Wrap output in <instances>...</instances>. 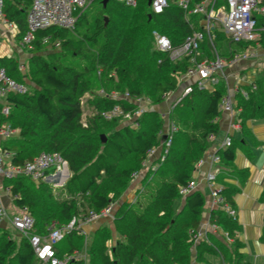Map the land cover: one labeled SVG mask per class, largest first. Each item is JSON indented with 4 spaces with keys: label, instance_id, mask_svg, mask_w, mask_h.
I'll return each instance as SVG.
<instances>
[{
    "label": "trees",
    "instance_id": "obj_1",
    "mask_svg": "<svg viewBox=\"0 0 264 264\" xmlns=\"http://www.w3.org/2000/svg\"><path fill=\"white\" fill-rule=\"evenodd\" d=\"M33 2L5 1L4 14L17 26L18 42L28 31L27 16ZM199 2L194 0L195 4ZM147 6L142 3L136 8L122 5L112 9L108 4L103 15L97 16L91 25L84 13L74 30L56 27L41 30L27 47L31 55L28 78L34 91L10 96L12 109L8 117L3 116L0 105V128L8 126L20 131L18 138L3 149L14 154V167H22L42 153H58L71 173L64 188L68 194L65 199H57L45 179L39 185L27 177L7 181L6 189H10L16 207L27 209L35 219L37 234L47 235L54 226L64 228L74 219L80 225L87 223L92 213L100 214L117 203L142 170L149 152L163 143L166 118L152 108L177 91L191 63L189 57L175 62L169 53L159 52L153 33L167 36L173 47L179 48L189 36L202 30V19L196 16L188 19L185 10L175 4L159 16L147 13ZM81 25L84 34L78 36ZM71 34L81 39L76 40L80 46L69 39ZM223 34L219 31L212 43L209 40L211 49L205 42L202 44L199 61L215 60L217 55L227 61L235 59L238 51L232 49L229 38L225 37L230 54L217 47L216 42ZM48 46L53 51L43 56ZM0 67L12 78L16 72L20 73L16 60L1 58ZM86 94L96 95L87 101L93 113L84 122ZM114 94L119 97L129 94L130 100H115ZM226 96L224 82L213 90L195 86L193 93L171 111V120L179 131L169 155L158 172L147 174L144 184L150 189L139 197L138 203L124 204L114 215L117 233L124 241H118L113 258L107 254L106 239L96 242L90 251V264H216L213 257L222 264H251L237 239L238 221L220 209L211 212L210 222L229 233L235 243L229 246L213 237L196 247L193 258L195 234L202 222L206 198L194 192L185 198L183 210H176L183 199L181 188L194 179L197 165L221 131L218 120ZM143 98L150 100L152 108L135 119L140 111L135 100ZM236 100L242 126L248 121L264 120V79L243 88ZM117 107L123 111V117L112 120L104 117ZM180 116L182 122L177 124L175 120ZM128 118L134 119L131 125H125ZM103 136L107 137L106 142ZM236 151L235 146L220 151L226 167L234 164ZM233 173L237 172L233 170L219 181L224 183ZM242 175L240 172L241 178ZM153 180L157 181L155 186L151 185ZM235 193L229 188L222 190L221 195L234 206ZM80 231L75 229L66 234L67 248H56L60 258L77 254L74 239L80 237ZM20 244L9 234H0V264H39L28 240L23 238ZM85 263L78 259L75 264Z\"/></svg>",
    "mask_w": 264,
    "mask_h": 264
},
{
    "label": "built area",
    "instance_id": "obj_2",
    "mask_svg": "<svg viewBox=\"0 0 264 264\" xmlns=\"http://www.w3.org/2000/svg\"><path fill=\"white\" fill-rule=\"evenodd\" d=\"M6 0H0V23L8 26L11 32L17 30L15 23L10 22L4 14ZM95 0H34L31 9L27 16L28 31L21 41V46H30L36 39V34L41 30H47L52 27L74 30L79 22L80 17L94 3ZM111 1V0H110ZM127 7L136 8L139 4L138 0H116ZM151 1V4H150ZM172 0H149V5L152 9V14L159 16L163 15L172 5ZM228 9L225 7L217 8L219 0H201L195 4L194 0H176L175 5L185 10L188 19L200 17L202 19V30L195 32L189 36L184 44L179 48H174L172 41L157 31L153 33L156 43V49L159 52L169 53L172 61L178 62L186 57L190 58L191 67L188 72L181 77L185 83L191 79H195L192 84L187 83L182 96L172 103L169 116L166 117L167 126L163 132V143L159 148L160 154L156 158V162L161 165L166 160L174 143L175 135L178 133V126L171 120V111L182 102L184 98L191 95L194 87L200 89L213 90L218 86L225 77V70L229 65H234L239 61H245L249 58V54L236 56L233 61H227L217 55L215 60L205 59L199 61L201 56L202 44L208 36L210 42H213L214 31L220 29L227 38L234 44H252L261 41V32H264V26L259 28L258 15L264 18V0H226ZM21 73V82L16 81L9 76L5 68L0 67V101L2 104L3 116L8 117L11 113L12 104L9 102V97L12 95H28L31 94L33 84L28 78V65L21 64L19 66ZM104 92L100 95L104 96ZM115 100H130L129 94L123 96L113 95ZM146 102V108H142ZM140 107V111L135 115V119L140 117L144 112L151 108L149 99L135 100ZM221 111L229 113L232 118L238 119L240 110L236 108L231 99L226 96L221 105ZM124 113L121 108L117 107L113 111L104 114L108 120L123 117ZM129 117V116H127ZM240 127V125H238ZM18 131L13 130L8 126L0 128V221H5L9 218L13 227L21 234L22 238L27 239L30 243L39 264H75L79 259V255L65 256L60 258L57 254V246L64 240L66 234L78 229L80 222L77 219L64 227L59 228L54 226L50 229L47 235L35 233L36 221L27 209H19L18 213L8 216L6 208L2 205V193L4 189L8 195H11L10 189L3 186L4 181H10L19 177H27L38 183L42 179H59L60 183L66 181L65 171L67 162L58 153H42L31 162H27L22 167L12 166L14 154L4 151L3 141L10 140L11 136ZM233 146V138L227 136L222 143L220 149L211 152L209 150L203 159L199 162L196 170L201 166L208 164L210 169L207 173L206 180L212 191L213 208L223 210L232 220L237 221V210L226 203L221 192L222 188L217 184L218 175L227 171V167L223 163L220 151L229 150ZM213 148V147H212ZM157 148L150 151L148 158L153 159ZM68 165V164H67ZM156 168H153L155 170ZM52 172L49 178L46 175ZM139 174H136L137 177ZM64 178L63 180H61ZM197 189V180L193 179L186 187H182L180 194L183 199L193 194ZM14 200V198H13ZM114 204L103 210L100 214L92 213L87 222H95L101 218L114 217ZM82 225V224H81ZM80 225V226H81ZM211 236H216L224 241L226 245L234 242L229 233L223 231L221 227L211 224L210 219L206 226L199 228L195 234V245L201 242H209Z\"/></svg>",
    "mask_w": 264,
    "mask_h": 264
},
{
    "label": "crops",
    "instance_id": "obj_3",
    "mask_svg": "<svg viewBox=\"0 0 264 264\" xmlns=\"http://www.w3.org/2000/svg\"><path fill=\"white\" fill-rule=\"evenodd\" d=\"M18 32V28L11 32L10 30H5L2 24H0V59L19 61V59L15 57L16 55H19V50L21 48V43H19L17 39ZM260 42H262V38L258 43L241 44L248 46L247 48L245 47L244 50L238 51L237 56L249 54V58L245 61L241 60L234 65H229L225 70L226 77H224L222 81L225 84L227 83V96L231 99L236 108L237 93L241 90L243 91V88L251 86L258 79V71L262 72L264 69V49L260 50ZM6 43L8 45H5ZM254 44L258 45L255 47ZM3 45L8 47L7 51H2L4 48ZM18 64L19 66H21V64L28 65L25 61L18 62ZM185 82L181 80L179 89L169 94L163 105L161 104L154 108L151 106L150 108H152L153 111L161 112L160 114L162 115L167 111L170 113V105L182 96L187 83L192 84L195 82V79H191L187 81V83ZM2 104L3 101H0V105ZM168 112L167 114H169ZM167 114L164 115L167 117ZM218 122L221 128L220 133H223L225 139L227 136L233 138L232 147L235 146L237 151L234 164L227 167V171L218 175L217 184L223 190H229V188L236 190L234 196L235 204L233 207L238 212L237 221L240 226V233L238 234L237 239L244 246L242 250L243 254L248 258V256H252V251L256 250L260 256H264V120L248 121L242 126L238 119L232 118L229 113L222 112ZM238 125H240V127H238ZM15 135H19L18 132ZM16 136L14 139H17ZM216 138L213 140V148L211 147L210 149L211 152L220 149L225 140L223 138L224 140L215 141ZM157 149L154 158L150 160V164L152 165L155 164L156 158L160 154L161 148ZM224 151L226 150L221 152ZM209 169V165L205 164L194 173V179L197 180V189L195 192H200L205 196L207 201L199 228H203L208 224L209 219H211V212L215 210L213 208L212 191L206 180ZM233 170L237 173H233L232 178H227L224 180V183L219 181L222 177L228 176L230 173L232 174ZM240 172L244 173L242 178ZM146 176L147 174L141 171V173L139 172V175L131 181L121 199L115 203V211L119 210V208L125 203L131 204L136 200L137 192L142 184H144L142 182H144ZM245 176L246 178H243ZM69 178H71V173ZM69 178L68 181L70 180ZM1 203L8 209V213L14 212L15 208L17 209L16 213H18L19 209L16 207L14 200H11L10 195H2ZM83 229L84 228L82 227L81 232ZM213 237L218 239L216 236H211V238ZM218 240L219 242L224 243V241L220 239ZM192 254L193 258H196L197 250H193ZM216 260L218 262L220 259L216 258ZM217 262L216 264H218Z\"/></svg>",
    "mask_w": 264,
    "mask_h": 264
},
{
    "label": "rangeland",
    "instance_id": "obj_4",
    "mask_svg": "<svg viewBox=\"0 0 264 264\" xmlns=\"http://www.w3.org/2000/svg\"><path fill=\"white\" fill-rule=\"evenodd\" d=\"M103 0H95L94 3H92L88 9L84 12L86 14V16L88 17V20H89V23L90 25L93 23V20L99 16L100 14H102V12H104V6H103V3H102ZM176 0H172L170 1L171 5H173ZM139 4L141 5L142 3L143 4H148L147 6V13L149 14H152V9H151V6L149 5V0H138ZM118 6H122V4L116 0H111L109 2V7H112V9L118 7ZM221 7H225L226 9H228V6H227V1L226 0H219L218 2V6L217 8H221ZM31 9V7L29 8V10ZM29 12V11H28ZM258 20H259V28L261 29L263 26H264V18H262L260 15H258ZM2 24L3 28L6 30H9L8 26L4 25L3 23H0ZM60 29V28H59ZM84 26L81 25L78 27V36H81L82 34H84ZM93 27L91 28V32H93ZM220 29H216V31H214L215 35L217 33H219ZM261 36H262V40L263 42H260L261 44H259V48H261L260 50L264 49V32H261L260 33ZM223 38L220 39L218 42H216L217 44V47L223 52L225 51L226 53L230 54V50H229V47H228V44H229V41L227 40V36L225 34H223ZM225 37L227 38L225 40ZM69 39H73L75 44L78 46H80L81 44L77 43L78 41L76 40H80L78 37H74L72 34L69 35ZM21 43V42H19ZM209 43V38L208 36L206 37V41H205V46H207V48L211 49ZM5 45H8L7 43ZM215 45V43L213 44V46ZM255 47L258 45V44H254ZM4 46V45H3ZM20 50H19V55H16L15 57H17L19 59L18 62H27L30 60L31 58V55L28 53V49L27 47L28 46H20ZM49 48L47 49L46 52H44L43 56H48V54L50 52L53 51V47L52 46H48ZM8 47L4 46L3 48V52L4 51H7ZM232 49L233 50H237V51H242L245 49V47H240L239 45L237 44H232ZM58 52H59V49L57 48ZM201 51L203 52V47L201 48ZM29 64V63H28ZM262 69V68H261ZM226 77V76H225ZM257 78L258 79H264V69L262 72L258 71L257 73ZM13 79H15L16 81L18 82H21V73H18L16 72L15 75L13 76ZM223 83V82H222ZM224 85H226L227 87V83ZM230 86V84H229ZM179 89V88H178ZM227 90H228V87H227ZM33 93V92H32ZM96 94H86V97L83 99L84 100V104H83V107H84V122L87 121V118L92 115L93 113V108H91L88 104H87V101L88 99H91V98H94ZM146 102L143 103L142 105V108H146ZM163 105V104H162ZM172 106L170 105V108ZM170 110V109H169ZM168 112V111H167ZM167 112L163 113V117L166 118V114ZM161 113V112H160ZM169 113V112H168ZM137 114V113H136ZM165 114V115H164ZM184 114V113H182ZM167 116H169L167 114ZM134 118V117H133ZM133 118H128L126 119V123L125 125H131L132 122H134V119ZM128 120V121H127ZM179 120V121H178ZM173 121V120H172ZM175 122L178 124V122H182V118L180 116V119H177L175 120ZM201 123V122H200ZM167 126V120L165 121V128ZM18 131V130H17ZM20 131H18V134H19ZM16 135H13L11 136L10 140H7V141H3V144H2V147L4 148L9 141H11L12 139L15 138ZM222 136V137H221ZM18 138V135L16 136ZM223 133H220V135L216 138L215 141H221L223 139ZM225 139V138H224ZM223 139V140H224ZM160 165L155 162V164H150V160L149 158L144 162L143 164V168H142V172H145V174H148L150 171H153V172H158V170L160 169L159 167ZM153 168H156L155 170H153ZM140 171V173H141ZM139 174V173H138ZM64 178H62L61 180H63ZM70 179V178H69ZM58 180V181H57ZM53 189V192L56 196L57 199H65L68 197V194L65 193L64 191V188L66 186V184L68 183V179L66 181H62L63 183H60V180L57 178V179H54V178H51V180L49 179H46L45 180ZM157 181L156 180H153L151 182V185L153 184V186H155V183ZM6 183L7 181H4L3 183V186L6 188ZM40 182H38L36 185H39ZM144 183V182H142ZM152 188V187H151ZM150 188L148 186L145 187V184H142L141 188L138 190L137 192V197H136V200H134V202H132L131 204H137L138 203V200H139V197L143 194H145ZM2 195H8L5 190L3 189L1 191ZM9 196V195H8ZM11 197V200H13V197L12 195H10ZM185 199H182L181 202L179 201L176 205V210L177 212H181L183 210V206L185 205ZM13 203V202H12ZM127 204V203H125ZM116 205H114V213H115V210H116ZM6 208V207H5ZM7 212H8V209L6 208ZM13 210V209H12ZM17 211V209L15 208L14 209V212H9L8 213V216H12L13 214H15ZM19 212V211H18ZM84 228L83 231L80 235L79 238H75V244L76 246H78L77 250L75 253H78L79 254V260H83L84 262H86L85 264H90V261H91V256H90V251L92 249V247L94 246V244L98 241H105V239L107 240V243H106V247H107V254L110 255L112 258H113V249L117 246L118 244V241H121L123 242L124 239L120 238L119 234L117 233V229H116V226H115V217H107V218H101L100 220H97L95 222H87V223H84L82 224L81 226H78V229L81 230V228ZM0 234H9L13 239H15L18 243V246H22L20 243H21V240L23 239L21 234L13 227L12 223L10 222L9 218L6 219L5 221H0ZM77 237V236H76ZM211 240V237L209 238V241ZM234 243L232 242L231 244H228L229 246H232ZM68 246V238L64 241H62L58 246L57 248H62V247H66L67 248ZM198 246V245H197ZM196 246V247H197ZM22 248V247H21ZM196 248H193V250H195ZM62 257V256H60ZM248 260L251 264H264V256H260V254L254 250L252 251V256H248ZM213 261L216 263L217 260L215 257H213ZM218 264H221L220 260H218L217 262Z\"/></svg>",
    "mask_w": 264,
    "mask_h": 264
},
{
    "label": "water",
    "instance_id": "obj_5",
    "mask_svg": "<svg viewBox=\"0 0 264 264\" xmlns=\"http://www.w3.org/2000/svg\"><path fill=\"white\" fill-rule=\"evenodd\" d=\"M110 0H103V6L106 8L109 4ZM150 4H151V1H150ZM105 21H106V24L108 23V18H105ZM103 139V142H106L107 141V137L106 136H103L102 137ZM165 139V137H164ZM66 171H65V179L64 180H67L69 177H70V171H69V167L68 165L66 164Z\"/></svg>",
    "mask_w": 264,
    "mask_h": 264
}]
</instances>
